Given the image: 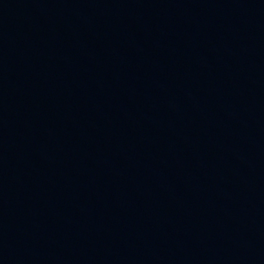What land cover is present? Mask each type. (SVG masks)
<instances>
[{
	"label": "water",
	"instance_id": "95a60500",
	"mask_svg": "<svg viewBox=\"0 0 264 264\" xmlns=\"http://www.w3.org/2000/svg\"><path fill=\"white\" fill-rule=\"evenodd\" d=\"M0 264H264V0H0Z\"/></svg>",
	"mask_w": 264,
	"mask_h": 264
}]
</instances>
